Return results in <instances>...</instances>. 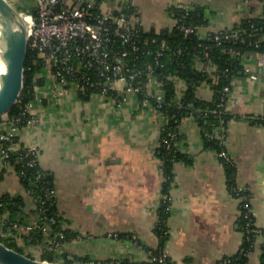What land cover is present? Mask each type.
<instances>
[{
    "label": "crops",
    "instance_id": "crops-1",
    "mask_svg": "<svg viewBox=\"0 0 264 264\" xmlns=\"http://www.w3.org/2000/svg\"><path fill=\"white\" fill-rule=\"evenodd\" d=\"M12 1L33 5L32 0ZM121 1L132 4L145 29L173 25V6L200 7L206 19L198 28L201 38L260 15L263 9L261 0H108L103 8L111 11ZM260 57L258 52L243 56L244 67L256 77L248 74L233 80L227 103L232 117L224 139L225 154L233 163L234 190L241 194L233 193L220 154L204 146L197 122L188 116L180 123L184 138L179 149L186 159L173 164L163 249L175 264H216L236 253L244 237L240 218L245 205L260 229L246 264H259L264 242V69ZM43 75L45 83L35 88L29 106L34 119L23 126L2 121L0 128L35 148L40 165L53 174L61 226L75 235L53 248L97 261H146L147 248L158 244L155 228L163 174L157 149L162 114L148 102L141 103L124 81L114 85L124 95L121 102L97 93L83 100L73 89L56 94L49 72ZM176 86L180 96L185 82L176 79ZM157 88L153 81L148 85V90ZM196 94L210 100L211 85L201 83ZM0 192L20 195L25 210L34 207L11 166L0 181ZM30 228L19 226L14 233L0 219V236L40 259L42 249L52 247L45 241L27 243L23 234Z\"/></svg>",
    "mask_w": 264,
    "mask_h": 264
},
{
    "label": "trees",
    "instance_id": "trees-1",
    "mask_svg": "<svg viewBox=\"0 0 264 264\" xmlns=\"http://www.w3.org/2000/svg\"><path fill=\"white\" fill-rule=\"evenodd\" d=\"M92 6L86 9V20L93 25H100L104 39L101 49L108 52L106 69L97 58L85 56L77 67L79 55L75 46L84 45L85 41L76 39L70 41L66 48L57 53L55 60L48 62L47 58L36 48H28L24 65L23 87L16 103L3 115L0 122L23 126L28 123L32 114L26 105L34 100L35 88L45 83L44 72H57L58 78L66 80L65 87L73 89L80 99L86 100L92 94H102L121 102L124 95L119 93L108 80L106 75H113L111 65L120 64V73L125 76L126 88H137L135 94L138 100L148 102L154 106L164 118L160 133V145L157 156L163 174L161 183V201L158 207V221L155 234L158 244L148 247V259L140 264H175L165 255L164 242L167 238L165 220L168 214V192L173 176V164L178 160L186 159L180 151L179 144L184 138L180 132V123L184 117L191 116L200 127L203 143L206 148L216 150L220 154L229 177V185L236 195L241 191L234 190V167L231 159L225 154L224 139L227 133V124L232 114L224 106L229 92L225 86L232 89V82L236 78L249 74L242 59L245 54L264 52V0L260 15L241 19L232 28L214 32L207 38L198 34L199 26L206 23L203 9L200 7L185 8L173 6L171 14L176 22L171 26L160 29H145L139 23L127 31L117 26L110 18L98 21L101 16L103 0H92ZM19 10L25 7L33 10L30 3L27 6L16 5ZM113 16L136 18L135 9L129 1L117 2L115 9L110 11ZM106 28V31L103 30ZM128 32V39L122 36ZM230 34L225 37L224 34ZM218 36V38H216ZM119 61V62H118ZM209 68V69H208ZM103 72V74H102ZM133 74L132 78L129 75ZM176 79L183 80L185 87L178 96ZM155 82L156 90H148V85ZM207 82L211 85L213 95L210 100L197 96L198 86ZM162 98L158 100L157 94ZM264 123V119H261ZM7 130L0 128V135ZM3 150V151H1ZM0 156L3 166L0 169V181L7 168L11 166L23 189L32 197L34 207L25 210V202L20 195L0 192V219L10 231L18 232L19 226L31 228L23 234L27 243L51 244L52 248H43L40 259L62 264H78L81 261H92L94 264H124L114 263L111 260H90L87 257L69 255L65 252H56L54 241L62 245L66 239L60 235L74 237L61 226V217L56 206L55 182L53 174L44 169L38 160L37 150L32 151L25 146L16 134L7 138L0 137ZM244 205V204H243ZM247 208L243 206L244 213ZM34 216L35 223L31 220ZM240 226L244 232L243 241L238 251L221 258L216 264H246L248 255L253 250L257 234L249 230L243 214ZM65 236V237H66ZM0 241L7 246L21 252L23 248L9 238L0 236ZM259 264H264V242L260 246ZM30 255V254H28Z\"/></svg>",
    "mask_w": 264,
    "mask_h": 264
},
{
    "label": "built area",
    "instance_id": "built-area-1",
    "mask_svg": "<svg viewBox=\"0 0 264 264\" xmlns=\"http://www.w3.org/2000/svg\"><path fill=\"white\" fill-rule=\"evenodd\" d=\"M12 1V0H11ZM33 10L26 7L20 10L22 16L26 23L27 28V43L28 48H36L43 54L48 62L55 60L57 53L66 48L70 41L81 39L85 41L82 46H75L76 52L79 55V62L77 67L80 66L82 60L86 58L85 56H91L97 58V60L105 66L106 69L110 68L107 62L108 52L101 49V44L104 39L103 31L100 25L90 24L85 16L87 14L86 9L82 8L81 2H86L87 7L92 6L94 3L92 0H32ZM13 2V1H12ZM110 18L117 26L124 28L126 31L133 27L137 21V18H128L125 16H113L109 10L102 7L101 16L98 21L102 19ZM103 30L106 31V28ZM122 36L128 39L129 34L125 32ZM225 37H229L230 34H224ZM218 38V36H216ZM119 62V61H118ZM259 65L264 69V52L261 53L259 60ZM113 75H106V79L112 87L118 81L125 82V76L120 73V64L116 63L111 65ZM249 72V76L252 78L256 77V74L250 71L249 67L245 68ZM103 74V72H102ZM50 77L54 80V91L56 94L61 95L68 88L65 87L66 80L64 78H58V73H52L49 71ZM133 74L129 75L132 78ZM129 90L136 91L137 88H128ZM224 90L230 93L229 86H225ZM156 98L160 100L162 98L161 94H157ZM31 102L26 105L29 109ZM227 103L224 105L227 108ZM34 119L32 116L30 118ZM15 126V125H13ZM12 132H6L0 135L1 138H7ZM32 151L35 148L29 147ZM3 151V150H1ZM247 208V205H245ZM243 217L246 219V225L249 227L250 231L258 233L259 230L254 224V219L250 210L247 208L243 213ZM63 237V235H60ZM53 244L57 247L60 243L59 241H54ZM166 254L163 253L160 256L162 259ZM78 264H94L92 261H81Z\"/></svg>",
    "mask_w": 264,
    "mask_h": 264
},
{
    "label": "water",
    "instance_id": "water-1",
    "mask_svg": "<svg viewBox=\"0 0 264 264\" xmlns=\"http://www.w3.org/2000/svg\"><path fill=\"white\" fill-rule=\"evenodd\" d=\"M0 8L16 30V44L9 47L0 38V55L6 72L0 74V116L17 101L23 87L24 65L28 52L27 28L21 11L11 0H0ZM0 264H57L32 257L0 241Z\"/></svg>",
    "mask_w": 264,
    "mask_h": 264
},
{
    "label": "bare ground",
    "instance_id": "bare-ground-1",
    "mask_svg": "<svg viewBox=\"0 0 264 264\" xmlns=\"http://www.w3.org/2000/svg\"><path fill=\"white\" fill-rule=\"evenodd\" d=\"M0 38L1 40L7 44L9 47L14 48L16 44V30L12 27L9 22L8 17L4 14V12L0 8ZM6 61L0 55V74L6 72V65L4 64Z\"/></svg>",
    "mask_w": 264,
    "mask_h": 264
},
{
    "label": "rangeland",
    "instance_id": "rangeland-1",
    "mask_svg": "<svg viewBox=\"0 0 264 264\" xmlns=\"http://www.w3.org/2000/svg\"><path fill=\"white\" fill-rule=\"evenodd\" d=\"M107 1H108V0H103V6L107 5V3H106ZM13 3H14V2H13ZM15 5H16V4H15ZM65 236H66V235L63 234V237H64L66 240H69V239L71 238V237H69V236H66V237H65Z\"/></svg>",
    "mask_w": 264,
    "mask_h": 264
}]
</instances>
